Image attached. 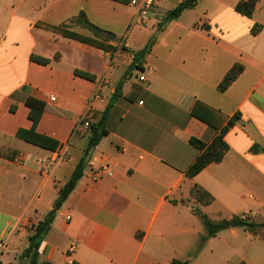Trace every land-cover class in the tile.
Returning <instances> with one entry per match:
<instances>
[{
	"label": "crops",
	"instance_id": "1",
	"mask_svg": "<svg viewBox=\"0 0 264 264\" xmlns=\"http://www.w3.org/2000/svg\"><path fill=\"white\" fill-rule=\"evenodd\" d=\"M184 1L159 0L135 26L131 0H0V245L7 244L0 264H30L29 241L84 156L87 139L75 131L88 104L101 95L90 118L98 123L117 89L122 96L105 123L108 134L42 240L37 264H263L264 241L240 228L201 245L204 227L193 210L212 221H264V0L250 18L236 11L245 0H197L159 31ZM82 13L107 33L115 54L54 30L95 38ZM153 37L151 52L134 66V55ZM237 66L241 74L221 93ZM28 98L45 103L34 134L69 154L50 173L40 163L56 152L18 136L33 130ZM225 129L222 162L189 178L201 154L190 140L209 146ZM105 165L113 176L93 181ZM195 186L213 202L198 203Z\"/></svg>",
	"mask_w": 264,
	"mask_h": 264
},
{
	"label": "trees",
	"instance_id": "2",
	"mask_svg": "<svg viewBox=\"0 0 264 264\" xmlns=\"http://www.w3.org/2000/svg\"><path fill=\"white\" fill-rule=\"evenodd\" d=\"M111 1L127 4L129 3L130 0H111ZM258 1L259 0L242 1L237 5L236 11L239 14L250 18L252 17L255 11ZM196 3L197 0H185L183 3H181L176 9H174L169 13L166 21L163 24L159 25V31L163 30L164 27L172 23L174 20H177V18H179L184 11L193 9ZM79 20L84 27L88 28L89 30H91V32H93L95 38L92 39V38L83 37L62 29H54V30L61 33V35H63L64 37L74 39L83 44L96 47L102 50L103 52L109 53L111 55L115 54L119 50L118 47L109 44L110 41L109 38L106 36L107 33H105L101 29L89 23V21L87 20L86 16L83 13L79 16ZM259 30L260 27L257 26L253 29V33L256 34L259 32ZM154 44H155V37L151 38V40L149 41V43L141 53L134 55V64H135L134 66L139 67L138 65L140 61L151 52ZM120 50L127 51L128 49L125 46H122ZM30 60L40 65H48L50 63L49 60L38 56H31ZM242 70H243L242 67H238V66L234 67L219 85L218 87L219 91L221 93H224L230 87V85L237 79V77L241 74ZM75 75L83 79L95 81V77L80 71H75ZM121 96L122 94L120 92V89H117L108 107L106 108L101 121H99L98 123L90 122V128L84 137L87 139V146L84 151L83 158L76 166L69 181H67L59 189L58 198L56 199L53 205V209L46 216L44 221L39 223L35 235L29 241L30 244H29V248L25 252V257L30 259V264H37L38 249L40 247L42 240L49 232L58 211L62 208V206L67 201L71 193L74 191L79 180L83 177V174L90 161L92 152L101 142V140L107 136L108 132L106 130L105 123L108 120L110 110L114 106L115 102ZM26 105L30 108L29 119L33 122V130L30 132L20 131L18 134L19 138L26 139L28 141L30 140L34 141V143L37 146L51 152L61 151L62 147H60L57 142L34 134V129L40 122L43 113L45 111V103L34 98H28L26 100ZM14 110L15 108L13 107L12 111ZM238 119H239V115H236L229 122V126H232ZM225 131L226 129L222 131V133L209 146L198 141L197 139L190 140V144L194 148L199 150L201 154L198 156V158L193 163V165L189 168L187 172V176L189 178H194L195 176L200 174L205 168H207L212 164H218L222 162L223 158L225 157L226 153L229 150L227 144L223 140ZM192 197L202 205H209L214 200L209 193H207L198 186H195L193 188ZM193 212L199 218V220L201 221L204 227L205 234L201 239V245H203L209 239L217 237L223 231L229 229H235V228L243 229L257 237V235L255 234L256 227L254 223L249 222L247 220V216H233L229 220L212 221L209 219L207 215L203 214L198 209L193 210ZM171 264H188V263L181 261H173Z\"/></svg>",
	"mask_w": 264,
	"mask_h": 264
},
{
	"label": "built area",
	"instance_id": "3",
	"mask_svg": "<svg viewBox=\"0 0 264 264\" xmlns=\"http://www.w3.org/2000/svg\"><path fill=\"white\" fill-rule=\"evenodd\" d=\"M159 0H131V5L137 8V15L132 20V25H142L148 19L149 11L151 8L158 2ZM139 81L144 82L145 77H139ZM52 102H55L56 99L54 97L51 98ZM100 101L102 102V97L100 94H95L91 101L88 104L87 113L81 120V123L77 127L75 131V135L79 136L80 138H84L87 131L90 128V118H91V111L94 109V102ZM69 154L65 150H61L53 154L52 157L43 160L40 163L41 172L50 173L51 170L55 167L56 164L59 162L65 161L68 158ZM14 162L20 166L24 165V161L22 158L17 157ZM104 176L111 177L113 176V171L109 165L103 166L98 171L92 174L93 181H99ZM37 229V228H36ZM7 244L5 242L1 243L0 248L5 249Z\"/></svg>",
	"mask_w": 264,
	"mask_h": 264
},
{
	"label": "rangeland",
	"instance_id": "4",
	"mask_svg": "<svg viewBox=\"0 0 264 264\" xmlns=\"http://www.w3.org/2000/svg\"><path fill=\"white\" fill-rule=\"evenodd\" d=\"M84 143L86 144V142ZM247 220L249 222L254 223L256 227L255 234L257 235V237H259L261 241H264V221L262 220V218H253L251 216H247ZM259 251L262 254L264 260V244H260ZM262 263L264 264V261H262Z\"/></svg>",
	"mask_w": 264,
	"mask_h": 264
},
{
	"label": "water",
	"instance_id": "5",
	"mask_svg": "<svg viewBox=\"0 0 264 264\" xmlns=\"http://www.w3.org/2000/svg\"><path fill=\"white\" fill-rule=\"evenodd\" d=\"M114 39H115V36L112 37V40H114Z\"/></svg>",
	"mask_w": 264,
	"mask_h": 264
}]
</instances>
